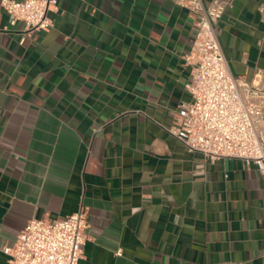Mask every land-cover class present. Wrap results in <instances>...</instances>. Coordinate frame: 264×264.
Segmentation results:
<instances>
[{
    "label": "crops",
    "instance_id": "crops-1",
    "mask_svg": "<svg viewBox=\"0 0 264 264\" xmlns=\"http://www.w3.org/2000/svg\"><path fill=\"white\" fill-rule=\"evenodd\" d=\"M263 9L232 0L215 25L247 81L264 71ZM49 15L21 43L0 7V264L29 219L81 205L78 264H264V177L168 131L191 98L196 15L178 0H58Z\"/></svg>",
    "mask_w": 264,
    "mask_h": 264
},
{
    "label": "built area",
    "instance_id": "built-area-1",
    "mask_svg": "<svg viewBox=\"0 0 264 264\" xmlns=\"http://www.w3.org/2000/svg\"><path fill=\"white\" fill-rule=\"evenodd\" d=\"M178 3L196 15L197 31L185 56L191 66L185 84L191 98L180 104L179 117L168 131L191 151L212 160L240 159L264 177V71L251 81L235 75L215 30L232 0ZM0 7L11 24L24 23L26 34L20 39L24 43L28 33L53 25L49 12L58 9V0H0ZM88 226L84 205L64 218L33 217L3 251L10 264H78L89 238Z\"/></svg>",
    "mask_w": 264,
    "mask_h": 264
}]
</instances>
